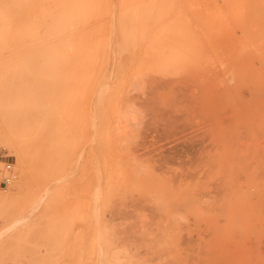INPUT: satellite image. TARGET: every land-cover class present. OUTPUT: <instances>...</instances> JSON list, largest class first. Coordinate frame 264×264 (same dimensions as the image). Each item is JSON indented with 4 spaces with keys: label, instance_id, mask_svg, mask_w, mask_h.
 Listing matches in <instances>:
<instances>
[{
    "label": "rangeland",
    "instance_id": "374dc122",
    "mask_svg": "<svg viewBox=\"0 0 264 264\" xmlns=\"http://www.w3.org/2000/svg\"><path fill=\"white\" fill-rule=\"evenodd\" d=\"M135 1L0 0V264H264V0Z\"/></svg>",
    "mask_w": 264,
    "mask_h": 264
},
{
    "label": "bare ground",
    "instance_id": "6f19581e",
    "mask_svg": "<svg viewBox=\"0 0 264 264\" xmlns=\"http://www.w3.org/2000/svg\"><path fill=\"white\" fill-rule=\"evenodd\" d=\"M101 1V0H100ZM112 1V0H111ZM116 1V0H115ZM119 1H121V0H119ZM124 1V0H123ZM135 1V0H134ZM138 1V0H137ZM143 1V0H142ZM142 1H140V2H142ZM158 0H150L149 1V4H151V5H149V4H147V5H149V7H148V11L146 12V14L145 15H147V13H149V14H151V16L153 17H158L159 15L161 16L162 15V12H161V10L162 9H159L158 7H157V3L154 5V3L155 2H157ZM128 2V1H127ZM130 2V1H129ZM128 2V3H129ZM136 2V1H135ZM134 2V3H135ZM159 2V1H158ZM160 2H161V0H160ZM164 2V1H163ZM123 3V2H122ZM133 3V2H132ZM132 3H131V5H132ZM137 3H139V2H136V4ZM162 3V2H161ZM78 4V3H77ZM104 4V3H103ZM112 4V3H111ZM118 4H119V2H118ZM124 4V3H123ZM114 5H115V3H114ZM113 5V6H114ZM160 5V4H159ZM91 6V5H90ZM100 6V5H99ZM120 6H121V4H120ZM123 6V5H122ZM122 6H121V8H122ZM128 6V5H127ZM143 6V5H142ZM141 6V8H143ZM77 7V6H76ZM103 7H104V5H103ZM102 7V8H103ZM116 7V6H115ZM124 7V6H123ZM126 7V6H125ZM120 8V9H121ZM132 8V7H131ZM141 8H139L140 9V11H142L143 12V10H141ZM89 9V8H88ZM90 9H92V8H90ZM134 9V8H133ZM144 9V8H143ZM113 10H115L114 8H113ZM119 10V9H118ZM103 11V10H102ZM139 11V13H141ZM103 12H105V11H103ZM90 13V12H89ZM98 13H100V12H98ZM125 13V12H124ZM104 14V13H103ZM110 14V13H109ZM108 14V15H109ZM135 14V13H134ZM148 14V15H149ZM127 15V14H126ZM139 15V14H138ZM114 16V15H113ZM144 16V15H143ZM150 16V15H149ZM148 16V17H149ZM159 16V17H160ZM93 17V16H92ZM96 17V16H95ZM99 17V16H98ZM103 17V16H102ZM111 17V16H110ZM122 17H123V15H122ZM135 17V16H134ZM113 18V17H112ZM117 18V17H116ZM136 18H137V16H136ZM98 20H99V18H97ZM102 19V18H101ZM115 19V18H114ZM128 19H129V17H128ZM141 19V18H140ZM144 19H147V21H148V18H145L144 17ZM143 19V20H144ZM150 19V18H149ZM152 19V18H151ZM157 19V18H156ZM113 20V19H112ZM118 20V19H117ZM124 20V19H123ZM96 21V20H95ZM108 21V20H107ZM139 21V20H138ZM146 21V20H145ZM93 22H94V20H93ZM104 22V21H103ZM133 22V21H132ZM159 22V21H158ZM112 23H114V21L112 22ZM163 23V22H162ZM162 23H161V21L159 22V23H156V26H157V29L158 28H164L163 27V25H162ZM98 24V23H97ZM100 24V23H99ZM103 24V23H102ZM106 24V23H105ZM119 24L121 25V23L119 22ZM119 24H118V26H119ZM127 24H128V21H127ZM137 24V23H136ZM143 25H144V23H142ZM160 24V25H159ZM94 25H96L95 23H94ZM104 25V24H103ZM115 25V24H114ZM113 25V26H114ZM129 25H130V23H129ZM145 25H147L146 23H145ZM144 25V26H145ZM162 25V27H160ZM85 26V25H84ZM96 26H98V25H96ZM100 26V25H99ZM117 26V27H118ZM127 26V25H126ZM137 26V25H136ZM91 27H95V26H91ZM106 27V26H105ZM122 27H123V24H122ZM127 27H129V26H127ZM154 27V26H153ZM89 28V27H88ZM101 28V27H100ZM107 28V27H106ZM105 28V30H107ZM111 28V27H110ZM110 28H109V30H110ZM113 28V27H112ZM111 28V29H112ZM141 28V27H140ZM96 29H98V28H96ZM115 29V28H114ZM123 29V28H122ZM152 29V28H151ZM156 29V30H157ZM165 29V28H164ZM163 29V30H164ZM82 30H83V28H82ZM88 31H91L90 29H87ZM86 30V31H87ZM93 30V29H92ZM104 30V31H105ZM139 30V29H138ZM143 30H145L144 28L142 29V31ZM163 30L161 31V29H160V31L161 32H163ZM108 31V30H107ZM126 31H127V28H126ZM136 31V30H135ZM139 31H141V30H139ZM85 32V31H84ZM93 32V31H92ZM102 32H103V30H102ZM109 32V31H108ZM158 32H159V29H158ZM158 32H156V36H157V34H158V38L160 37L159 35L161 34V32L160 33H158ZM135 33V32H134ZM92 34V33H91ZM93 34H94V32H93ZM97 34H98V32H97ZM100 34V33H99ZM110 34H111V32H110ZM126 34H127V32H126ZM130 34V33H129ZM85 35V34H84ZM117 35H119V34H117ZM162 35H163V33H162ZM162 35H161V37H162ZM88 36V35H87ZM102 37H103V35H102ZM109 37H113V35L112 36H109ZM122 37V36H121ZM154 37V36H153ZM153 37H151V35H149V33H148V31H146L145 33L143 32V33H136V35H135V37H134V39H133V42L135 43V44H140V45H142V47L140 48L139 47V49L138 50H136V51H134V54H136V56H142V55H145V54H148V52L154 47L155 48V46L157 45V47H159L158 45H161V43L162 42H157L159 39H156L157 37H155V38H153ZM102 39V38H101ZM112 39H114V38H112ZM132 39V38H131ZM155 39V40H154ZM98 40V39H97ZM100 40V39H99ZM110 40V39H109ZM107 41V40H106ZM160 41V40H159ZM86 42H88V41H86ZM100 42H101V40H100ZM112 42V41H111ZM121 42V41H120ZM122 42H123V40H122ZM129 42V41H128ZM164 42V41H163ZM85 43V42H84ZM84 43H82V44H84ZM94 43V42H93ZM107 43H108V41H107ZM106 43V44H107ZM119 43V42H118ZM156 43H159V44H156ZM88 44H90V45H92V43L90 42V43H88ZM87 44V47L89 46ZM102 44V43H101ZM105 44V43H104ZM104 44H103V46H104ZM105 44V45H106ZM120 44V43H119ZM133 44V43H132ZM156 44V45H155ZM85 45V44H84ZM93 45H95V46H93ZM92 46H90V47H88L87 48V50H85L84 52H86L85 53V55L84 54H81L80 55V57H83V59H81V60H83L85 63L84 64H86V63H88V62H96V63H100V62H104V54H105V50L101 47L102 45H100V46H96L97 44L95 43V44H93ZM108 45H110L109 43H108ZM117 45V44H116ZM111 47H113V46H111ZM115 47V46H114ZM136 47H137V45H136ZM136 47H134V48H136ZM110 48V47H109ZM134 48H132V51H133V49ZM107 49V48H106ZM125 49V48H124ZM127 49H128V47H127ZM71 50V49H70ZM112 50H113V48H112ZM111 50V51H112ZM129 50V49H128ZM108 51V50H107ZM121 52V51H120ZM131 52V51H130ZM114 52L112 51V54H113ZM121 54V53H120ZM75 57V56H74ZM80 57H78V59L80 58ZM131 57H133V56H131ZM150 57V56H149ZM109 58V57H108ZM112 58V57H111ZM127 58V57H126ZM77 59V58H76ZM122 59V58H121ZM136 59V58H135ZM141 59V58H140ZM117 60H118V58H117ZM142 60V59H141ZM74 61V60H73ZM130 61H132V59H130ZM81 62V61H80ZM102 62V63H103ZM136 63L137 61H133V63ZM147 62H148V60H147ZM101 63V64H102ZM108 63V62H107ZM122 63L123 62H120V64L122 65ZM126 63V62H125ZM138 63V62H137ZM140 63V62H139ZM75 64H76V62H75ZM89 64V63H88ZM87 64V65H88ZM92 64H94V63H92ZM143 64V63H142ZM98 65V64H97ZM100 65V64H99ZM108 65V64H107ZM120 65V66H121ZM129 65H131V64H129ZM93 66V65H92ZM135 66V65H134ZM137 67H138V65H136ZM146 66H148V65H146ZM100 67V66H99ZM127 67V66H126ZM125 67V68H126ZM89 68V67H88ZM88 68H86V69H88ZM95 68H96V66H95ZM131 68V67H130ZM138 68H140V66L138 67ZM146 68V67H145ZM104 69V68H103ZM144 69V68H143ZM89 70V69H88ZM92 70L93 69H91L90 71L92 72ZM96 70V69H95ZM98 70H100L99 68H98ZM97 70V71H98ZM102 70V69H101ZM100 70V71H101ZM134 70V69H133ZM83 71V70H82ZM85 71V70H84ZM89 71V72H90ZM100 71H98V72H100ZM107 71H108V69H107ZM106 71V72H107ZM117 72H118V70H117ZM121 72V71H120ZM123 72V71H122ZM85 73V72H84ZM94 73V72H93ZM103 73H105V72H103ZM119 73V72H118ZM117 73V74H118ZM124 73V72H123ZM133 73H135V72H133ZM99 74V73H98ZM102 74V73H101ZM105 75V74H104ZM83 76H84V74H83ZM89 76H91V75H89ZM107 76V75H106ZM112 76V75H111ZM100 77V76H99ZM97 78V77H96ZM101 78V77H100ZM105 79H106V77H104ZM122 78V77H121ZM87 80V79H86ZM89 80H90V78H89ZM101 80V79H100ZM98 81V80H97ZM108 81L109 80H107V83H108ZM86 82H88V81H86ZM99 82V81H98ZM110 82V81H109ZM112 83V82H111ZM125 83V82H124ZM105 84V83H104ZM94 85V84H93ZM102 86H103V84H102ZM106 86V85H105ZM98 87H99V85H98ZM104 87V86H103ZM108 87V86H107ZM114 87V86H113ZM89 88H91V86L89 87ZM89 88H87V89H89ZM105 88V87H104ZM104 88H102V90L104 89ZM116 88V87H115ZM119 88V87H118ZM106 90V89H105ZM104 90V91H105ZM109 90V89H108ZM122 90V89H121ZM101 91V90H100ZM91 92V91H90ZM88 93V92H87ZM101 93V92H100ZM106 93H108L107 91H106ZM102 95L104 94V92L103 93H101ZM109 94V93H108ZM118 94V93H117ZM104 95H106V94H104ZM117 97V96H116ZM102 98V97H101ZM105 98V97H104ZM104 102H106V101H104ZM103 104V103H102ZM101 105V104H100ZM111 105V104H110ZM104 107V106H103ZM11 113L9 112V111H7V110H3V109H0V147H3V146H12V143L14 142L13 140L15 139L16 140V138H15V135H14V133H13V131H12V127L10 126V123H9V115H10ZM45 138V137H44ZM42 142H43V145H47L48 143H49V141H48V137H46L44 140L42 139Z\"/></svg>",
    "mask_w": 264,
    "mask_h": 264
},
{
    "label": "built area",
    "instance_id": "2783aa9c",
    "mask_svg": "<svg viewBox=\"0 0 264 264\" xmlns=\"http://www.w3.org/2000/svg\"><path fill=\"white\" fill-rule=\"evenodd\" d=\"M6 169H7L8 171H10V169H11V164L8 163V162L6 163ZM10 180H11V177H10L9 174H7V175H4V176L2 177L1 182L4 183V184L6 185L7 183L10 182Z\"/></svg>",
    "mask_w": 264,
    "mask_h": 264
}]
</instances>
